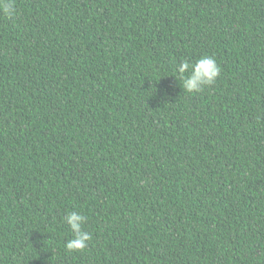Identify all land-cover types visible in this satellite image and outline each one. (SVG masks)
<instances>
[{"label": "trees", "instance_id": "16d2710c", "mask_svg": "<svg viewBox=\"0 0 264 264\" xmlns=\"http://www.w3.org/2000/svg\"><path fill=\"white\" fill-rule=\"evenodd\" d=\"M14 4L0 264H264V0ZM204 56L219 77L187 92L177 66Z\"/></svg>", "mask_w": 264, "mask_h": 264}, {"label": "clouds", "instance_id": "9594fccd", "mask_svg": "<svg viewBox=\"0 0 264 264\" xmlns=\"http://www.w3.org/2000/svg\"><path fill=\"white\" fill-rule=\"evenodd\" d=\"M0 11L8 17L13 16L15 14L14 0H0ZM176 71L184 90L198 92L214 84L219 77L220 67L213 57L204 56L195 63L182 61ZM64 219L72 233V238L65 245L66 249L69 252L84 251L92 239L91 234L83 227L87 222V216L78 211H71Z\"/></svg>", "mask_w": 264, "mask_h": 264}]
</instances>
